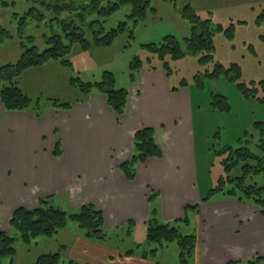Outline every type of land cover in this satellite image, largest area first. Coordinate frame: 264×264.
Here are the masks:
<instances>
[{"label": "crops", "instance_id": "1", "mask_svg": "<svg viewBox=\"0 0 264 264\" xmlns=\"http://www.w3.org/2000/svg\"><path fill=\"white\" fill-rule=\"evenodd\" d=\"M138 72L126 88L121 115L95 89L69 102L70 108L46 104L40 117L30 109L7 110L0 100V232L11 230L14 209H34L40 198L59 208L62 202L68 213L92 204L103 213L105 240L86 237L68 220L47 251L60 250L59 264H179L175 241L150 253L147 221L154 210L159 222L189 227V219L182 221L184 207L200 204L191 264H238L264 256V215L255 203L225 194L202 201L187 81L173 85L161 67L142 65ZM143 128L153 130L161 155L136 162L133 179H127L121 165ZM173 243L177 259L169 261L164 254Z\"/></svg>", "mask_w": 264, "mask_h": 264}, {"label": "rangeland", "instance_id": "2", "mask_svg": "<svg viewBox=\"0 0 264 264\" xmlns=\"http://www.w3.org/2000/svg\"><path fill=\"white\" fill-rule=\"evenodd\" d=\"M6 1L10 3L13 0ZM14 1V5L7 7L0 4V24L11 35L4 38L0 44V66L18 59L22 52L20 41L25 45L37 46L39 51L45 49L47 44L43 35L52 32L61 34V26L58 20L55 21V16L73 17V21L79 23L76 14L81 12L80 5L91 10L88 6L91 0H60V4L70 5V10L59 12L57 15L43 10L37 4L38 10H42L43 19L37 21L29 18L20 31L18 17L23 15L30 5L25 0ZM113 1L101 0L100 8ZM186 5H190L201 19H210L213 25H220L224 29L232 25V36L228 37L224 32L214 33L212 57L207 62L199 61L201 54L185 55L176 59L167 56L166 71L163 61L144 46L161 43L167 35H173L182 42L190 33V23L181 13ZM151 6L155 10L148 11L146 18L136 24L127 18L130 6L126 4L109 17H102L97 11L87 13L85 24L80 26L84 38L90 43L89 48L83 49L79 44H72L67 55L70 66L51 60L42 66L27 69L19 77L17 85L32 102L39 99L44 109L52 100L69 103L82 98L83 93L71 84V79L75 82L92 83L102 80L103 73L108 71L114 76L115 88H128L131 83L130 73L133 72L130 65L135 59L140 60L145 67H161L169 74L173 85L179 86L181 81L185 80L192 92L197 188L201 196H207L208 191L226 175L221 161L229 152L227 146L231 147L230 150L248 148L249 152L258 156L259 161L249 157H243L241 160V165H246L248 171L244 184L264 187V170H259V167L264 166V152L261 149L264 146V103L257 99L264 97V92L257 84L264 79V23H258L257 20L264 7V0H151ZM15 13L18 17L14 16ZM96 20L99 24L95 23ZM124 20H127V29L119 33L109 45L95 44L93 37L96 34L93 29L102 27L104 33ZM130 32L133 33V38ZM28 36L33 38L32 42H28ZM217 64L222 65L224 70L237 65L240 72L238 78H231L224 71L215 78L205 75L215 70ZM138 73H135L136 77ZM199 81L202 84L199 85ZM250 81L253 83L250 84ZM238 83H244L252 90L257 88L255 97H245L239 90ZM217 94L226 97L228 110H220L211 105V102L218 98ZM257 121L263 122L262 133L254 125ZM241 165L229 172L232 178L242 175ZM226 184L227 189H230L236 184V180ZM224 194L215 192L210 199L215 200ZM262 196L264 198V192ZM58 203L61 209L69 211L62 202ZM197 205V210L190 208ZM199 207L200 204L185 205L182 218L186 215L192 222L189 227L176 222L172 224H176L183 234H193L194 214L199 212ZM8 234L18 237V232L13 229ZM58 238L39 235L29 244L17 240L13 264H35L40 254L50 250L49 247H55ZM170 246L174 247L165 251L164 256L173 261V258L177 259L174 255L176 245L173 243ZM171 248H174V251ZM10 260L9 257L4 258L3 264H10Z\"/></svg>", "mask_w": 264, "mask_h": 264}, {"label": "trees", "instance_id": "3", "mask_svg": "<svg viewBox=\"0 0 264 264\" xmlns=\"http://www.w3.org/2000/svg\"><path fill=\"white\" fill-rule=\"evenodd\" d=\"M30 5L23 15L18 17V14L14 16L18 17V28L20 31L23 29L25 22L30 19L37 21L43 19L42 10H38L37 4L40 5L43 10L53 12L54 15L59 12L70 10V5L66 3H59L60 0H25ZM101 0H91L88 6L91 10H87L84 5H80L81 12L77 15L79 23L73 21V17L58 18L54 17L55 21L58 20L61 26V34L52 32L49 35H43L47 47L42 51H39L35 45H25L20 41L22 52L15 62L5 63L0 66V100L7 110H31L33 113L40 117L42 115V106L39 100L32 102V99L22 91L17 85L19 77L27 69L32 67H39L45 63L56 60L60 61L64 66H70L71 63L67 59L72 44H79L81 48H89L90 43L84 38L83 30L80 25L85 24V17L87 13L97 11L102 17H109L115 11H117L123 5L130 6V13L128 20H131L133 24L138 23L146 18L148 11H154L151 6V0H114L110 2L108 6L100 8ZM0 4L3 7H7L10 4L14 5L15 1L8 2L6 0H0ZM182 16L190 23V33L188 36L182 39L180 42L175 36L167 35L163 38L161 43L145 45L151 53H155L157 57L163 61V67L168 69L167 61L165 58L169 56L172 59L180 58L185 55H197L201 54L199 61L207 62L211 59V51L214 47L213 36L215 32H224L228 37L232 36V28L230 25L224 29L220 25H213L210 19H201L193 10L190 5H186L182 9ZM75 15V16H76ZM258 23H264V7L261 13L257 17ZM95 23H98L96 20ZM99 24V23H98ZM127 29V20L119 22L115 28H111L103 33V28L93 29V40L98 45H109L113 39ZM11 36L6 28L0 24V44L6 37ZM131 38L133 33L130 32ZM28 42H32L31 36L27 37ZM142 64L138 59L134 60V63L130 65L131 70L130 79L134 80L135 73L139 71ZM167 71V70H166ZM221 71L231 78H238L240 72L237 65H232L228 69H223L222 65L217 64L215 70L206 73L208 77L215 78ZM231 72L233 75H231ZM114 76L111 72H104L103 78L96 82H75L71 79V84L78 87L83 94L95 89L104 94L108 105L115 111L116 114L121 115L127 104L128 91L126 88L114 87ZM186 84V81H182ZM253 82L250 81V84ZM202 84L199 81V85ZM264 92V79L257 83ZM239 90L245 97H255L257 88L252 90L248 88L244 83L237 84ZM251 89V90H250ZM218 98H215L211 105L220 110H228L229 104L226 97L217 94ZM264 103V97L259 98ZM51 105L61 108H70L71 103H61L57 100H52ZM255 127L262 133L263 122L257 121L254 123ZM228 154L222 159L224 173L223 178H220L214 188L208 191L202 201L207 200L215 192H224L228 196L236 197L238 200H251L260 208V213L264 215V198L262 196L264 187H257L253 185H245V177L247 175L246 165H241L243 157H249L256 161H259L258 156H255L249 152L248 148H235L230 150ZM264 152V146H262ZM231 151V152H230ZM218 153V152H217ZM55 155L60 154V144H56L54 151ZM219 154V153H218ZM161 155V149L156 143L153 130L151 128H143L137 131L134 135L133 141V154L131 158L121 165V170L127 179H133L134 172L133 166L138 161H145L150 157H159ZM241 165L242 175L232 178L230 171ZM259 170H264L263 167H259ZM236 180V184L227 189V182ZM227 189V190H225ZM197 206H190L197 210ZM68 220L75 221L78 226L84 231L85 236L88 238H95L98 240H105V233L103 230V213L100 209L96 208L92 204H85L80 207L77 212L68 213L65 210L55 206L49 197L39 199L38 206L34 209H27L24 207H17L12 212L9 226L11 229L18 232V237H13L6 232H0V264H3V259L9 257L14 259L16 254L15 242L20 240L24 244H29L35 237L39 235L53 236L60 229L65 227ZM182 221L187 223L188 218L186 215L182 218ZM146 240L148 243L153 244V248L150 253L155 254L158 248H161L168 243L175 241L179 247V264H191L193 250L195 247L196 237L194 234H183L181 231L173 225L168 223L159 222L155 211H151V218L147 221V233ZM60 250L53 252H45L40 254L35 264H59ZM68 264H76L74 261H70ZM237 264V263H232ZM238 264H264V256L256 255L255 257L246 260L243 263Z\"/></svg>", "mask_w": 264, "mask_h": 264}]
</instances>
